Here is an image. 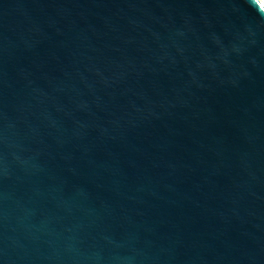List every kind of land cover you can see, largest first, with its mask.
<instances>
[{
    "label": "water",
    "instance_id": "1",
    "mask_svg": "<svg viewBox=\"0 0 264 264\" xmlns=\"http://www.w3.org/2000/svg\"><path fill=\"white\" fill-rule=\"evenodd\" d=\"M0 264H264V5L0 0Z\"/></svg>",
    "mask_w": 264,
    "mask_h": 264
},
{
    "label": "bare ground",
    "instance_id": "2",
    "mask_svg": "<svg viewBox=\"0 0 264 264\" xmlns=\"http://www.w3.org/2000/svg\"><path fill=\"white\" fill-rule=\"evenodd\" d=\"M264 5V0H259Z\"/></svg>",
    "mask_w": 264,
    "mask_h": 264
}]
</instances>
